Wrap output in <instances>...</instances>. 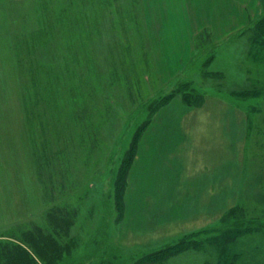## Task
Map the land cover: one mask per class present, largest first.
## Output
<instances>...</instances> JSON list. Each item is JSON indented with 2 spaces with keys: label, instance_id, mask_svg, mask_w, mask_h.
I'll use <instances>...</instances> for the list:
<instances>
[{
  "label": "rangeland",
  "instance_id": "obj_1",
  "mask_svg": "<svg viewBox=\"0 0 264 264\" xmlns=\"http://www.w3.org/2000/svg\"><path fill=\"white\" fill-rule=\"evenodd\" d=\"M7 2L14 7L4 12L13 29V21L23 19L26 24V20L36 19L38 0ZM201 3L199 9H192L197 22L202 25L207 15V21L217 27L199 28L193 37L194 59L200 55L198 60L183 62V71L170 81L159 63L176 59L157 58L160 49L153 50L150 31L156 39L167 35L170 40L162 43L179 48L181 41L192 35L185 30L190 15L184 0H148L151 27L145 19L143 0L126 2L121 8L119 16L127 12V17L116 20L130 25L132 49L120 43L108 49L121 62V73L95 75L102 82L101 99L110 105L109 110H117L106 129L114 144L109 152L113 151L112 157L108 160L107 150L100 148L96 163L102 169L90 184L84 218H74L65 232L57 231V221L50 220L52 210L36 213L40 194L36 175L29 170L31 144L21 96L24 78L15 72L10 56L11 37L17 36L9 25V34L0 33V53L7 54L6 67L0 58L1 250V241H9L11 247L19 245L10 236L20 235L17 226H29L58 232L55 237L59 243L68 245L61 258L62 262L68 259L66 264H264V231L245 233L230 241L226 231L235 217L264 218V167H259L264 164V82L259 84L258 97L243 96L253 37L246 28L245 37L240 34L231 43L225 38L263 17L264 0H231L230 9L214 0ZM177 5L179 9H173ZM0 8L6 9L3 5ZM92 9L89 12L94 14ZM0 18L3 29L4 18ZM229 27L231 32L226 31L225 37L212 39L215 30L219 35ZM123 32H128L125 36L130 33L128 27ZM7 36L10 40L8 37L4 43ZM214 44L221 47L212 53L209 47ZM212 56L215 60L202 69L203 58ZM253 67L256 75L264 76V65ZM177 81H195L198 89L207 93L204 104L194 107L175 96L162 105ZM126 165H131V170L123 206L115 183L123 180ZM166 176L175 181L173 185L159 184ZM183 176L192 183L176 184ZM211 179L214 184H207ZM234 207L241 209L231 215ZM13 225L17 228L10 227ZM1 250L0 264H5Z\"/></svg>",
  "mask_w": 264,
  "mask_h": 264
},
{
  "label": "trees",
  "instance_id": "obj_2",
  "mask_svg": "<svg viewBox=\"0 0 264 264\" xmlns=\"http://www.w3.org/2000/svg\"><path fill=\"white\" fill-rule=\"evenodd\" d=\"M126 1L38 0L36 19L32 17L31 21L26 20V24L23 19L20 23L13 21V29L8 21V13L6 17L4 12L13 10L14 7L7 4V0H0V7L3 5L6 8H0L3 11L0 17L4 18V28L0 25V33L9 34L6 31L9 25L11 33L15 30L14 34L17 36L11 37L13 50H10V56L12 67L16 64L15 72L24 78L21 96L31 144L32 166L30 165L29 170L36 175L40 194L36 213L52 210L50 220L57 221V224L54 223L60 228L57 231L65 232L67 224H74V218H84L86 209L83 206L90 184L97 180L102 169L96 163L100 148L107 150L108 160L112 157L113 151L109 152L114 144L108 139L106 129L109 118L113 113L117 115V110L115 107L109 110L110 105L101 99L102 82L95 75L121 73L118 70L121 62H117V58L108 53V49L118 47L119 43L124 48L132 49L130 25L116 20L127 17V12L124 11L125 15L119 16ZM91 6L94 14L89 12ZM124 27H128L130 32L126 36L124 33L128 32H123ZM246 28L253 40L248 49L251 64L249 67L250 61L247 63V85L241 93L243 96L258 97L257 90L259 84L264 82V76L256 75L253 64L264 65V16L251 20L240 32L225 38L228 39L227 43H231L240 34L245 37L243 32ZM10 36H7L4 43L8 41V37L10 40ZM242 45L246 47V43ZM219 47L221 45L214 44L209 49L215 53ZM101 49L107 51L103 53ZM6 55V51L0 53L5 67ZM198 56L193 60H198ZM213 56L203 58L202 69L215 60ZM252 61L255 63L252 64ZM200 74L199 72V76ZM177 83L169 96L166 99L164 97L162 105L175 96H181L194 107L204 104L207 93L200 91L195 81ZM149 103L147 101V107ZM254 110L249 112L251 133ZM259 167H264V164ZM130 170L131 165H126L121 173L123 180L115 183L117 196L119 201L122 199L123 206ZM240 209L234 207L230 214L234 215ZM15 226L10 227H18L20 235L12 233L10 239L19 242L20 246L11 247L8 245L9 241H1L4 244V248L0 249L1 256L5 264L68 263V259L61 261L68 245L59 243L55 237V233H58L55 229L33 230L29 226ZM226 231L229 241L245 233L262 232L264 218L260 215L235 217L233 222L227 224Z\"/></svg>",
  "mask_w": 264,
  "mask_h": 264
},
{
  "label": "crops",
  "instance_id": "obj_3",
  "mask_svg": "<svg viewBox=\"0 0 264 264\" xmlns=\"http://www.w3.org/2000/svg\"><path fill=\"white\" fill-rule=\"evenodd\" d=\"M131 1H133V0H127L126 2L129 3ZM184 2L186 3L187 11L189 10L188 15H190L189 21L187 22V24H185V30L187 32H189V35L192 34L190 37L189 36L187 37L186 41H184L185 44L181 41L180 47L176 48V49H173L172 45L171 46L170 45H164L162 43L165 40H166L165 42L168 41L169 37L166 38L167 35H165L164 37L163 36L161 37V38H164V39H156L155 37L151 36L152 33L150 31V37L149 38H150L151 43H153V50L155 52H157L160 49L159 50V54L157 53V55H156L157 58H160V57L161 58H164V57L169 58V57H171V58H175L176 59L174 61L169 60V61H167V63H164V60H163L162 63H159L160 66L163 67L164 73L166 74L167 79L169 81L171 79H173L175 77V75H178V74H180L183 71V69H184L183 68L184 67L183 64H185L186 62L191 61V59L194 58L195 52H194V47H193V37H194V35H196L198 33L199 28L207 27V26L217 27V25L214 24V22L211 23V22L207 21V19H208L207 15H206V17L204 16L205 22L202 25H200L199 22H197V19L194 16L193 11L199 9L201 7V4H204V3H201V0H184ZM215 2H217L216 4H218V5H220L222 3L223 4H227V8H229V9L232 8L231 0H217V1L214 0V3ZM90 4H94V3L90 2ZM149 6H150V4L148 5V0H143V9H144V13H145V19H147V22L149 24V25L148 24L147 25L149 27H151L152 21L150 20V14L148 13ZM91 8H93V7L91 6ZM173 9H179V6L177 5ZM192 9H194V10H192ZM156 25H157V23L154 21V25L153 26H156ZM160 30H163V27ZM230 30H231L230 27L226 28V29H224L223 34H219V35H217L218 32H216V30H215L214 34H213V37H212L213 40L217 41L218 38L220 39L221 37H225V35L228 32H231ZM220 31H221V29H220ZM226 31H227V33H226ZM191 39H192V43H191ZM160 40H162V41H160ZM169 40H170V38H169ZM175 41L178 42V39H175ZM155 42L156 43H161V45H159V47H158V45L155 44ZM174 48H175V46H174ZM178 100H181V99H178ZM158 128L159 127H157V129ZM157 129L155 131H157ZM150 134L151 135L153 134L152 131H150ZM188 175H189V177L192 180V178H193L192 175H190V174H188ZM170 178H171V176H166V179L162 178L164 180L162 181V179H161L162 183H159V184L167 185L166 183H168L169 185H173V183L175 181L173 179H170ZM187 178L188 177L183 176V178H181L179 181H177L176 184H181V185L184 184L186 186L190 185V183H192V181H187ZM209 182L207 184H209V185H213L214 184L213 179H211L210 183ZM152 184H154V183H152Z\"/></svg>",
  "mask_w": 264,
  "mask_h": 264
}]
</instances>
